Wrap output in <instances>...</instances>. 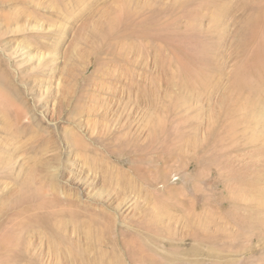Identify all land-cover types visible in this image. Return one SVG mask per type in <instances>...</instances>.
Here are the masks:
<instances>
[{
    "label": "rangeland",
    "instance_id": "1",
    "mask_svg": "<svg viewBox=\"0 0 264 264\" xmlns=\"http://www.w3.org/2000/svg\"><path fill=\"white\" fill-rule=\"evenodd\" d=\"M0 74V264H264V0H0Z\"/></svg>",
    "mask_w": 264,
    "mask_h": 264
},
{
    "label": "bare ground",
    "instance_id": "2",
    "mask_svg": "<svg viewBox=\"0 0 264 264\" xmlns=\"http://www.w3.org/2000/svg\"><path fill=\"white\" fill-rule=\"evenodd\" d=\"M6 87L7 86L5 85L3 75L0 74V109L2 110L1 114H3V111H4L5 112L4 115L8 116L9 112L5 108L6 107L8 108L9 106H11L13 101ZM15 111L13 113H15ZM19 119L20 117L18 118V120ZM24 185L22 187L23 191L25 189L29 191L30 195H26V198H27V201L34 206L35 215L29 214L28 217H25L24 228L22 226H18L13 232L7 230L3 234L0 235L1 236L0 240L3 243L10 244V246H5L4 248V252L7 254L14 253L15 246L17 243H19L18 240L22 236L23 232L26 233V237H27L28 235L32 233L34 229H38V230L42 229V230L52 231L53 233L52 232L51 233L54 235V222H53L54 210L53 209H54V200H57L54 195V190L50 192L51 196L48 197L46 196V193L45 195L42 193L41 187H37L35 183H33V186L29 185L28 183L27 184L25 183ZM42 197H45L46 199H43L42 201Z\"/></svg>",
    "mask_w": 264,
    "mask_h": 264
}]
</instances>
